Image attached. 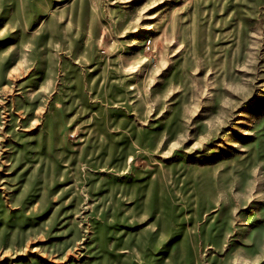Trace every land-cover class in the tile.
Returning a JSON list of instances; mask_svg holds the SVG:
<instances>
[{
  "label": "rangeland",
  "instance_id": "rangeland-1",
  "mask_svg": "<svg viewBox=\"0 0 264 264\" xmlns=\"http://www.w3.org/2000/svg\"><path fill=\"white\" fill-rule=\"evenodd\" d=\"M0 264H264V0H0Z\"/></svg>",
  "mask_w": 264,
  "mask_h": 264
}]
</instances>
